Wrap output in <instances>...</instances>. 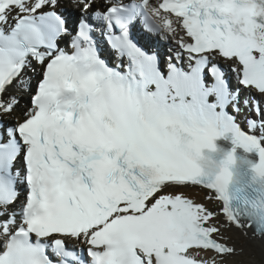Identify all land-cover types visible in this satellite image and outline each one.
I'll return each mask as SVG.
<instances>
[{"label": "snow or ice", "instance_id": "obj_1", "mask_svg": "<svg viewBox=\"0 0 264 264\" xmlns=\"http://www.w3.org/2000/svg\"><path fill=\"white\" fill-rule=\"evenodd\" d=\"M232 231L264 240V0H0V264H229Z\"/></svg>", "mask_w": 264, "mask_h": 264}, {"label": "bare ground", "instance_id": "obj_2", "mask_svg": "<svg viewBox=\"0 0 264 264\" xmlns=\"http://www.w3.org/2000/svg\"><path fill=\"white\" fill-rule=\"evenodd\" d=\"M188 194L198 202L203 200V193L195 189L189 190ZM226 235L232 237L230 243L235 244L238 249H243L239 255L230 258L229 264H264V240L253 237L251 233L248 236H244L239 231H232ZM249 257L256 259L252 263L248 260Z\"/></svg>", "mask_w": 264, "mask_h": 264}, {"label": "rangeland", "instance_id": "obj_3", "mask_svg": "<svg viewBox=\"0 0 264 264\" xmlns=\"http://www.w3.org/2000/svg\"><path fill=\"white\" fill-rule=\"evenodd\" d=\"M255 259H256V258H255ZM255 259H254V258H250V257H249V259H248V260H249L250 262H252V263H253V261H254ZM238 260H239V261H243V260H240V259H238ZM253 264H258V263H253Z\"/></svg>", "mask_w": 264, "mask_h": 264}]
</instances>
